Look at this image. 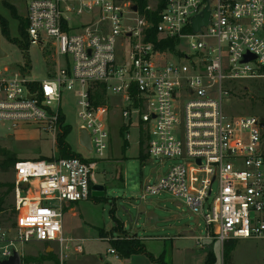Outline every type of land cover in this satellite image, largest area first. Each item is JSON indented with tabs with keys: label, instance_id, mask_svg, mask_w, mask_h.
I'll use <instances>...</instances> for the list:
<instances>
[{
	"label": "built area",
	"instance_id": "1",
	"mask_svg": "<svg viewBox=\"0 0 264 264\" xmlns=\"http://www.w3.org/2000/svg\"><path fill=\"white\" fill-rule=\"evenodd\" d=\"M208 1L29 0V43L52 51L54 69L38 80L26 63L0 64V121L38 127L54 154L16 162L15 223L0 226V260L28 242L68 251L74 241L83 253V240L63 234L65 205L93 197L116 111L119 134L136 128L147 155L183 160L147 183L143 200L162 190L182 198L206 222L199 241L264 239V121L224 109L233 84L264 78V0H211L209 24L195 33ZM64 91L77 96L79 129L91 136L92 151L73 157L58 156Z\"/></svg>",
	"mask_w": 264,
	"mask_h": 264
},
{
	"label": "rangeland",
	"instance_id": "2",
	"mask_svg": "<svg viewBox=\"0 0 264 264\" xmlns=\"http://www.w3.org/2000/svg\"><path fill=\"white\" fill-rule=\"evenodd\" d=\"M28 2L0 0V16L8 21L10 40H25L22 33L25 32L23 25ZM10 40L2 35L1 44L7 56L0 58V64L24 69L26 51ZM28 58L33 78L41 80L54 69L52 51L45 52L40 46L30 45ZM233 87L232 94L224 98L225 112L232 116L251 115L264 121V78L238 81ZM77 100L75 93L64 91L61 106L67 123L72 127L67 142L73 152H85L78 141L80 119ZM122 121L116 111L110 123L111 148L98 163L97 178L104 187V195L79 201L64 211L63 234L83 240L79 242L83 244V253L75 251L77 243H72L68 251L55 243L49 247L41 242L18 243L15 250L20 254L22 264H117L116 256L108 251L113 241L121 244L135 241L138 246L160 252L164 243L161 238L165 237L173 242L172 264H206L210 253L215 255L213 264H264V239H229L223 244L211 238L199 241L194 237L206 236V222L199 212L188 208L182 198L162 190L158 194L147 195L146 200L142 199L147 183L158 186L170 167L183 163V160L149 156L145 144L142 157L136 128L125 134L129 146L122 150L124 140L119 134ZM6 153L17 161L51 157L54 154L53 138L34 125L14 129L11 122L0 121V160ZM60 153L58 148V156L61 157ZM14 166L7 171L0 168V184L13 185ZM0 190L7 188L2 186ZM4 206L6 209L0 211V226L11 227L15 223L12 192L6 196ZM149 212L159 219L156 224H149ZM225 247L231 248L230 257L226 259L223 254ZM116 253L120 255L118 251Z\"/></svg>",
	"mask_w": 264,
	"mask_h": 264
},
{
	"label": "trees",
	"instance_id": "3",
	"mask_svg": "<svg viewBox=\"0 0 264 264\" xmlns=\"http://www.w3.org/2000/svg\"><path fill=\"white\" fill-rule=\"evenodd\" d=\"M139 6H142L145 4V0H139ZM13 14H15L16 12L15 11H12ZM24 31L22 33L23 37H25L24 39L25 40H20V39H13V40H10V34H9V27H8V21L4 18H2L0 16V30H1V34L3 36L6 37V39L10 40V41H13L14 43L18 44L25 52V60H26V64L27 65H30V61H29V58H28V50H29V47H30V43H29V40H28V36H27V33H26V28H27V25H28V22H27V19L25 18L24 20ZM157 21V16H154V22ZM155 31H154V28L151 29V34H154ZM98 97H101V96H98ZM72 131V127L71 125L69 124H66L63 126V129L62 131L59 133L58 135V138H57V147L60 149L61 151V157H73V156H78L80 154L76 153L75 151L73 152L71 147H70V144L67 142V136L70 134V132ZM120 135L122 136L124 142H123V147H122V150L124 149H127L128 146H129V143H128V140L124 138L125 136V128H122L120 130ZM144 143L141 141V148H140V151H141V156L144 157L145 155V152L144 151ZM60 157V156H59ZM41 159H48V160H51L53 159V156L51 157H46V158H41ZM17 161V158H14L13 156H11L10 154H3V157L2 159L0 160V168H2V170L4 171H7L9 168H12L15 164V162ZM6 187L7 190L5 191H1L0 190V211H3L5 210V198L6 196L12 192L13 190V185H9V184H0V188L1 187ZM93 198V197H92ZM98 198V197H96ZM114 230H116L114 228ZM111 247L113 249H115L116 251H118L120 253L119 256L121 257H129L133 254H137V253H147V250H146V247L145 246H138L137 243L135 241H125L124 243H119L118 241H113L111 243ZM230 253H231V248H227L225 247L224 249V259H226L227 257H230ZM150 257L152 259H155L151 254H149ZM156 262L158 264H165L164 263V258H163V255H160L157 259H156ZM215 262V255L213 253H210V255L208 256V259L206 261V264H213Z\"/></svg>",
	"mask_w": 264,
	"mask_h": 264
},
{
	"label": "water",
	"instance_id": "4",
	"mask_svg": "<svg viewBox=\"0 0 264 264\" xmlns=\"http://www.w3.org/2000/svg\"><path fill=\"white\" fill-rule=\"evenodd\" d=\"M210 1L209 0L206 4V6L192 19V26L193 31L195 33L199 32L202 27L207 26L210 21L212 9L210 8ZM137 6L132 5V9L136 10ZM2 34L0 32V58L6 57L7 53L2 48ZM249 59V58H247ZM261 126L264 127V122H261ZM12 137V136H9ZM78 141L80 146L86 148L88 151H92V145H91V136L90 133L86 128H80L79 129V137ZM120 170L118 177L120 178ZM26 187V185L24 186ZM104 195V187L100 184H96L92 186V196L93 197H101ZM148 222L149 224H156V222L159 221L157 216L153 212H149L147 214ZM0 264H22V259L20 254L17 251H14L13 254L5 260H0Z\"/></svg>",
	"mask_w": 264,
	"mask_h": 264
},
{
	"label": "crops",
	"instance_id": "5",
	"mask_svg": "<svg viewBox=\"0 0 264 264\" xmlns=\"http://www.w3.org/2000/svg\"><path fill=\"white\" fill-rule=\"evenodd\" d=\"M74 204H76V203H74ZM71 205H73V204H66L65 205V209L67 207H70ZM191 237L193 238V236H191ZM68 238L79 239V238H75V237H71V236H69ZM194 238H196V240H198L197 237H194ZM161 239L164 241V243H163V249L160 252H158V251H150V250L147 249V246H145L147 252L149 254H151L155 259H152L150 257V255L147 254V253H137V254H133V255H131L129 257H121V256L118 255L119 257L116 259L117 260V264H158L156 262V259L160 255H163L165 264H172V262H171V259H172V256H173V242H172V239L169 238V237H165V238H161ZM213 240H215V239H213ZM72 243H75V242L73 241V242H71V244ZM46 246L49 247L50 245H46Z\"/></svg>",
	"mask_w": 264,
	"mask_h": 264
}]
</instances>
